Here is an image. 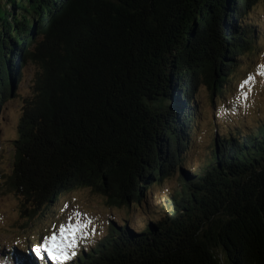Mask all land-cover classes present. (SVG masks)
I'll use <instances>...</instances> for the list:
<instances>
[{
	"label": "trees",
	"instance_id": "obj_1",
	"mask_svg": "<svg viewBox=\"0 0 264 264\" xmlns=\"http://www.w3.org/2000/svg\"><path fill=\"white\" fill-rule=\"evenodd\" d=\"M257 1L0 0V103L35 66L9 176L32 204L23 213L75 186L139 203L152 198V180L177 172L143 224L111 222L71 264H264V121L216 135L201 164L180 158L193 87L224 86L234 55L264 26L245 19ZM33 253L4 257L34 264Z\"/></svg>",
	"mask_w": 264,
	"mask_h": 264
},
{
	"label": "rangeland",
	"instance_id": "obj_2",
	"mask_svg": "<svg viewBox=\"0 0 264 264\" xmlns=\"http://www.w3.org/2000/svg\"><path fill=\"white\" fill-rule=\"evenodd\" d=\"M248 14L247 21L264 22V0H258ZM255 28L253 43L234 55L235 61L225 74L227 81L221 89L212 93L203 78L195 83L193 97L197 113L191 140L180 153L182 167L204 162L217 144L216 135L221 138V134L227 136L229 131H252L264 121V26ZM34 69V64L27 62L23 69V82L17 81L16 87L12 88L13 93L0 103V252L3 251L0 253V264H9L4 254L14 245L24 249L35 248L53 234L58 242L71 244L66 249L68 258L52 260L53 263H76L75 260L90 252L95 242L106 234L111 222L127 219L135 228L143 224L149 214L146 206L157 204L162 191L167 192L176 185L177 172L171 176L163 175L157 182L152 180L149 185L152 198L140 196L139 203L132 200L129 205L117 206L90 187L75 186L62 191L52 203L38 207L33 217L23 213L24 206L29 212L32 204L25 203L23 206V199L15 193L9 176L22 98L30 92ZM246 80L248 83L243 84ZM61 225L69 231V226L80 225L74 243L68 232L61 235ZM45 255L47 253L41 248V256L36 254L34 257L35 263L46 264Z\"/></svg>",
	"mask_w": 264,
	"mask_h": 264
},
{
	"label": "snow or ice",
	"instance_id": "obj_3",
	"mask_svg": "<svg viewBox=\"0 0 264 264\" xmlns=\"http://www.w3.org/2000/svg\"><path fill=\"white\" fill-rule=\"evenodd\" d=\"M252 77H249V80H251ZM248 83V80L244 81L243 84ZM242 84V86H243ZM246 95V93H245ZM70 231L66 230L63 225H61V235L64 236L66 232H68V235L71 237V242H75V235L78 229L80 228V225H76L75 227L69 226ZM71 244L66 245L63 242H58V238L55 234H53L51 237L45 238V241L43 244L36 245L33 249L38 256H41V248L44 249V251L47 253L48 257L52 260H61V259H67L68 254L66 252V249L70 247ZM43 258V257H41Z\"/></svg>",
	"mask_w": 264,
	"mask_h": 264
}]
</instances>
